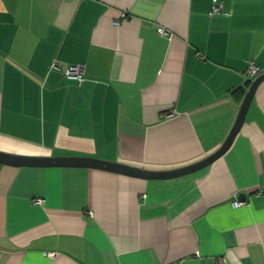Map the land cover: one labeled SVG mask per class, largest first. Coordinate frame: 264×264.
<instances>
[{
    "label": "crops",
    "instance_id": "obj_1",
    "mask_svg": "<svg viewBox=\"0 0 264 264\" xmlns=\"http://www.w3.org/2000/svg\"><path fill=\"white\" fill-rule=\"evenodd\" d=\"M262 73L264 0H0V151L186 167L224 144ZM220 259L264 264V82L195 172L0 162V264Z\"/></svg>",
    "mask_w": 264,
    "mask_h": 264
},
{
    "label": "water",
    "instance_id": "obj_2",
    "mask_svg": "<svg viewBox=\"0 0 264 264\" xmlns=\"http://www.w3.org/2000/svg\"><path fill=\"white\" fill-rule=\"evenodd\" d=\"M262 82H264V73L258 75L257 78L252 82L241 104L236 122L224 144L211 156L186 167H182L174 170H168V171H151L142 168L132 167L121 163L100 160L96 158L30 157V156L12 155L1 151H0V162L17 165V166L26 165V166H42V167L44 166L90 167V168H97V169H102L106 171L116 172V173L135 176V177H141L145 179L171 178V177L195 172L215 162L232 147L237 135L241 131L246 121L251 103L255 97L258 87ZM242 197H244V194Z\"/></svg>",
    "mask_w": 264,
    "mask_h": 264
},
{
    "label": "built area",
    "instance_id": "obj_3",
    "mask_svg": "<svg viewBox=\"0 0 264 264\" xmlns=\"http://www.w3.org/2000/svg\"><path fill=\"white\" fill-rule=\"evenodd\" d=\"M221 11V7L219 5H215L214 6V9H213V12L214 13H217V12H220ZM123 18L126 19L127 16L126 14L123 15ZM116 24H120V21H116L115 22ZM159 32L164 34V35H168L169 32L165 29V28H159ZM52 68L54 69H57V70H62V67L60 66L59 63H53L52 64ZM63 71L65 73V75L69 78H73V79H83V75H84V66L83 65H67L63 68ZM249 72L251 74H259L260 73V70L257 66L255 65H251L249 67ZM39 202H41V200L39 199L38 200ZM244 202L242 201H236L234 203L235 206H241L243 205ZM217 264H225V260L224 259H220L217 261Z\"/></svg>",
    "mask_w": 264,
    "mask_h": 264
},
{
    "label": "trees",
    "instance_id": "obj_4",
    "mask_svg": "<svg viewBox=\"0 0 264 264\" xmlns=\"http://www.w3.org/2000/svg\"><path fill=\"white\" fill-rule=\"evenodd\" d=\"M251 84V82L249 83V85Z\"/></svg>",
    "mask_w": 264,
    "mask_h": 264
}]
</instances>
